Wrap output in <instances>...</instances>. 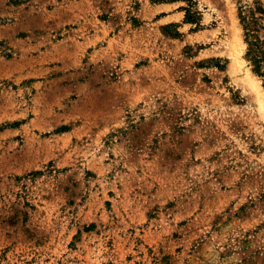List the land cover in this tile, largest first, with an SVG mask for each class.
Returning <instances> with one entry per match:
<instances>
[{"label": "rangeland", "instance_id": "obj_1", "mask_svg": "<svg viewBox=\"0 0 264 264\" xmlns=\"http://www.w3.org/2000/svg\"><path fill=\"white\" fill-rule=\"evenodd\" d=\"M0 264H264V0H0Z\"/></svg>", "mask_w": 264, "mask_h": 264}]
</instances>
